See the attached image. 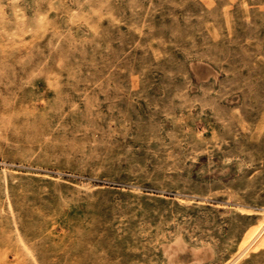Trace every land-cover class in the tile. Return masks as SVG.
Returning <instances> with one entry per match:
<instances>
[{"label": "rangeland", "instance_id": "1", "mask_svg": "<svg viewBox=\"0 0 264 264\" xmlns=\"http://www.w3.org/2000/svg\"><path fill=\"white\" fill-rule=\"evenodd\" d=\"M263 221L264 0H0V264H37L17 228L38 264H228Z\"/></svg>", "mask_w": 264, "mask_h": 264}, {"label": "bare ground", "instance_id": "2", "mask_svg": "<svg viewBox=\"0 0 264 264\" xmlns=\"http://www.w3.org/2000/svg\"><path fill=\"white\" fill-rule=\"evenodd\" d=\"M264 222V221H263ZM264 225V224H263ZM256 227V226H255ZM263 228L264 226L260 225L259 227H257L256 229H254V231L252 232H248L249 234H247V237L245 238V241L243 243V250L241 251V253L239 255H237L232 261H230L228 264H232L234 263L235 261H237L242 255H244L248 249L253 245V243L258 239L257 237L260 235L261 236V232L263 231ZM253 230V228L251 229ZM250 230V231H251ZM17 231L19 233V236H20V239L23 243V245H25L26 249L28 250L29 254L31 255V257L35 260V262L38 264V261H37V257H35L34 253L32 252V250H30L27 246H26V243L23 241L22 237H21V234L17 228Z\"/></svg>", "mask_w": 264, "mask_h": 264}]
</instances>
